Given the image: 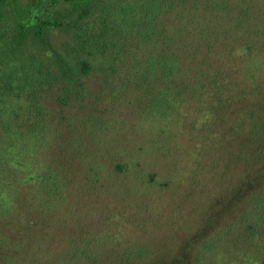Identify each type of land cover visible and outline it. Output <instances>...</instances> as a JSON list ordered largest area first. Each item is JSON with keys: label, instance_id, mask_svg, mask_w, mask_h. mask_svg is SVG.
I'll return each instance as SVG.
<instances>
[{"label": "rangeland", "instance_id": "rangeland-1", "mask_svg": "<svg viewBox=\"0 0 264 264\" xmlns=\"http://www.w3.org/2000/svg\"><path fill=\"white\" fill-rule=\"evenodd\" d=\"M83 8L0 6V264H264V0Z\"/></svg>", "mask_w": 264, "mask_h": 264}, {"label": "trees", "instance_id": "trees-1", "mask_svg": "<svg viewBox=\"0 0 264 264\" xmlns=\"http://www.w3.org/2000/svg\"><path fill=\"white\" fill-rule=\"evenodd\" d=\"M6 1L7 0H0V6H2ZM52 1L57 2V3L71 4L73 6V9L77 11H79L81 8L84 7L83 12L86 13L88 10L85 8L89 3H91L92 0H52ZM9 3L11 5L14 16L16 18L19 32L21 34H25L29 32V26L33 25V18L35 15L36 8L39 4V0H36L34 5H29L25 9L21 8L20 0H9ZM36 34H39V31H36ZM69 71L71 72V76H68V79H69L68 83L70 84V86L67 85V87H65L64 89L73 90L80 83V80L75 78L77 76V73H75L73 69ZM73 98L74 97H69V101H67V103L65 102V104L66 105L71 104ZM255 105L258 108H260L261 106L259 103H256ZM260 123H258L257 126H262V129H263L264 122H260ZM250 124L252 125V122H250Z\"/></svg>", "mask_w": 264, "mask_h": 264}]
</instances>
